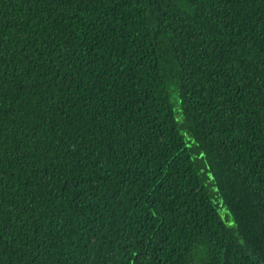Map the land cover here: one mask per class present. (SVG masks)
<instances>
[{"label": "trees", "instance_id": "trees-1", "mask_svg": "<svg viewBox=\"0 0 264 264\" xmlns=\"http://www.w3.org/2000/svg\"><path fill=\"white\" fill-rule=\"evenodd\" d=\"M0 264H264V0H0Z\"/></svg>", "mask_w": 264, "mask_h": 264}]
</instances>
